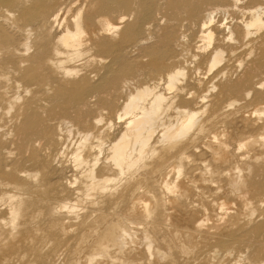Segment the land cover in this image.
I'll use <instances>...</instances> for the list:
<instances>
[{
  "label": "bare ground",
  "instance_id": "bare-ground-1",
  "mask_svg": "<svg viewBox=\"0 0 264 264\" xmlns=\"http://www.w3.org/2000/svg\"><path fill=\"white\" fill-rule=\"evenodd\" d=\"M0 264H264V0H0Z\"/></svg>",
  "mask_w": 264,
  "mask_h": 264
}]
</instances>
